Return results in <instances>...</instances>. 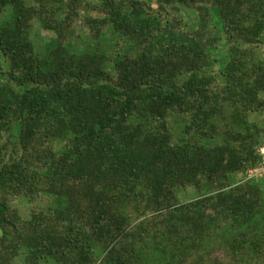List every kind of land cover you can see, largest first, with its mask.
<instances>
[{"label": "trees", "instance_id": "trees-1", "mask_svg": "<svg viewBox=\"0 0 264 264\" xmlns=\"http://www.w3.org/2000/svg\"><path fill=\"white\" fill-rule=\"evenodd\" d=\"M34 1L0 0V13L14 11L0 26V264L22 253L24 264H97L102 248L100 264H151L149 230L173 245L167 264L193 255V264H264V186L226 189L258 161L260 131L235 104H262L264 65L250 62L249 48L264 42V0H160L175 15L102 0L108 21H88L93 43L82 51L58 18L62 0ZM182 8L198 10L197 25ZM33 19L56 34L46 55L28 37ZM107 25L133 44L121 58L103 48ZM218 39L229 54L217 78ZM220 78L225 86L213 89ZM222 105H235L238 129L222 144L172 141L170 114L189 116L185 134L204 137ZM188 187L207 194L182 204ZM17 195L49 205L25 221L9 203ZM132 206L152 216L136 230L124 211ZM216 237L227 238L213 245Z\"/></svg>", "mask_w": 264, "mask_h": 264}, {"label": "rangeland", "instance_id": "rangeland-1", "mask_svg": "<svg viewBox=\"0 0 264 264\" xmlns=\"http://www.w3.org/2000/svg\"><path fill=\"white\" fill-rule=\"evenodd\" d=\"M25 4L30 6H37L34 0H22ZM134 1V0H133ZM138 1V0H136ZM140 2H144L146 4L145 9L149 10V13L154 14L156 11H165L172 15H175L176 7H168L164 3L160 2V0H139ZM124 2V0H121ZM165 8L163 10L162 8ZM55 10L58 12L59 17L61 19H69L72 25V30L74 31L75 37H73V42L75 45V50L82 51L86 48L88 44L93 43L91 40V30L87 27L88 21L94 20L96 22H104L108 21L107 14L105 13V7L102 0H62V3L57 4V8ZM175 11V12H174ZM181 15L187 19L191 26L194 27L198 24L196 17H198L197 9H181ZM14 18V11L11 6H8L5 9L1 10L0 13V26L3 27L8 24ZM214 20V19H213ZM106 28L102 31L101 42L103 44V48L107 52V55L111 59L121 58L128 49H130L133 44L129 42H125L120 39L118 35L114 32L112 25L105 26ZM28 37L32 44L35 47V51L40 55H46L52 45L55 42L56 34L47 30L43 27L41 21L37 19H33L31 21V28L28 33ZM210 53V62H212V72L210 74L215 77L220 76L222 71L223 63H226L228 60L229 54V46H227L222 39H218V41L214 42L211 46ZM252 51L250 62H255L257 65H264V42L260 44L258 47H250ZM3 61L4 68L7 70L8 63ZM218 78V77H217ZM221 82V83H220ZM223 88L224 81L223 78H220V81L214 83L212 85L213 89ZM262 104L256 103L254 106H245L244 103L239 102L235 104L238 108V112L241 116L251 124L255 125L260 131L259 139L257 145L254 147L255 155L258 158L256 165L247 168L243 172H239L233 174L231 183L226 187L227 190L234 189L238 186H243L246 184H262L264 186V93H260L259 99ZM235 105H222V112L217 114L216 118H214L212 124L216 126V132H212L211 127H208V134L206 136H202L198 131L195 133L193 130L190 134H185L184 131L185 125L190 123V117L187 115H180L179 113H173L169 115L168 125L172 134V141L174 143H182V141H197V143L205 146V147H214L218 144H222L225 133L229 129L238 130L232 121L233 115L235 114ZM211 130V131H210ZM213 136V137H212ZM191 139V140H190ZM252 171V172H250ZM252 176V177H251ZM207 192L202 191V194L205 195ZM197 191H195L192 187H188L184 190H179L177 193L179 202L182 204L192 202L196 200L199 196ZM9 203L11 207L17 211L18 215L25 221L30 220L31 212L34 209L46 208L49 205L48 199H43L38 201L37 203L31 204L28 199L24 195H17L9 198ZM125 215L130 218L131 221V229L136 230L137 225L141 224L142 221H151V214H141L140 212H136L134 207L125 208ZM165 231V230H164ZM151 233L150 238L146 240L147 244L150 246V252H154V254L150 255V260L148 263L151 264H167L166 259H172V250L174 249L173 245L169 242H165L163 239H153V231L149 230ZM232 232V231H231ZM231 232L227 234H231ZM233 234L237 233V231H233ZM166 236L165 233L162 232ZM226 236V234H225ZM228 237V235H227ZM226 237V238H227ZM143 238V237H142ZM225 237H216L212 238L213 245H217L220 243H225ZM141 241L140 239H138ZM142 243H145L141 241ZM140 249V246H139ZM147 248H144L143 251H146ZM100 251V250H99ZM102 248L101 252L98 253V261L97 264H100L101 259L103 257ZM200 254L203 256L204 251H201ZM24 253L20 258L14 260V264H24ZM176 256V255H175ZM198 258V257H197ZM195 255L191 256L189 261L186 263H178V264H193L196 261ZM179 257L176 258L175 263L179 262ZM145 264V263H143ZM205 264V263H204Z\"/></svg>", "mask_w": 264, "mask_h": 264}, {"label": "built area", "instance_id": "built-area-1", "mask_svg": "<svg viewBox=\"0 0 264 264\" xmlns=\"http://www.w3.org/2000/svg\"><path fill=\"white\" fill-rule=\"evenodd\" d=\"M264 153V152H263ZM250 172H252V171H250ZM252 177V176H251Z\"/></svg>", "mask_w": 264, "mask_h": 264}]
</instances>
